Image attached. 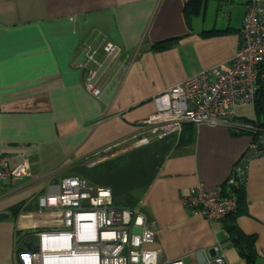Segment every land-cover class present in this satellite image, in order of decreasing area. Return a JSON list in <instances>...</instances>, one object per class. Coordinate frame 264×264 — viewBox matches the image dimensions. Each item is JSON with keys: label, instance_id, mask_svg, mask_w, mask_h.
I'll return each instance as SVG.
<instances>
[{"label": "crops", "instance_id": "0c3cea01", "mask_svg": "<svg viewBox=\"0 0 264 264\" xmlns=\"http://www.w3.org/2000/svg\"><path fill=\"white\" fill-rule=\"evenodd\" d=\"M247 1L0 0V155L30 163V175L0 184V264H30L35 233L62 226L58 211L39 213L38 198L68 176L110 188L119 207L139 206L158 231L147 247L163 260L264 264V154L249 164L236 214L210 222L181 202L199 182L225 184L251 135L188 122L136 138L170 88L234 56ZM104 39L123 52L105 61L100 51L94 96L75 63ZM238 119L264 124V104L259 115L240 107ZM231 227L250 240L235 241Z\"/></svg>", "mask_w": 264, "mask_h": 264}, {"label": "built area", "instance_id": "2783aa9c", "mask_svg": "<svg viewBox=\"0 0 264 264\" xmlns=\"http://www.w3.org/2000/svg\"><path fill=\"white\" fill-rule=\"evenodd\" d=\"M245 7L234 56L170 88L162 108L141 122L144 128L136 136L138 144L180 132L188 122L259 133L256 124L238 119V109L254 105L264 82V0H248ZM100 51L105 61H114L123 49L104 39L98 46L87 45L84 58L75 63L86 72L85 87L94 96L100 94L98 80L106 63L99 58ZM263 154L264 134H258L257 139L252 136L225 184L207 189L199 182L181 197V202L192 214L210 222L237 212L238 196L233 190L225 192L224 185H246L250 162ZM21 158L14 163L13 156L0 155V184L30 175L27 154L22 153ZM38 206L39 213L58 211L62 226L35 233L37 241L30 248V264H183L181 260H163L161 248L147 247L156 239L155 222L139 206H117L110 188L68 176L62 179L58 193L40 195ZM211 262L224 264V255Z\"/></svg>", "mask_w": 264, "mask_h": 264}, {"label": "trees", "instance_id": "16d2710c", "mask_svg": "<svg viewBox=\"0 0 264 264\" xmlns=\"http://www.w3.org/2000/svg\"><path fill=\"white\" fill-rule=\"evenodd\" d=\"M263 104H264V82H261V85L257 91V94H256V98H255V103H254V106L256 107V110H257V113L258 115L261 113V111H263ZM251 123H254L256 124L259 128H260V131L259 133H256L254 135V133L252 132H249V131H243V133H246V134H249V135H252L255 137V139L258 138V134H264V124L259 120H254V121H250ZM225 186V185H224ZM244 186V185H242ZM231 187V189L237 194L238 196V202H239V206H238V210L237 212H239V209H240V201H241V196H240V191H241V187ZM237 212L229 215V216H232L234 214H236ZM229 216H227L226 218H228ZM230 232L232 234H235L236 233V236H234V240L237 241V242H240V240H250V237L249 236H245L239 229H237L236 227L233 228L231 227L230 228ZM247 256L252 259L253 257V252H251V250L249 249V251L246 253Z\"/></svg>", "mask_w": 264, "mask_h": 264}, {"label": "water", "instance_id": "95a60500", "mask_svg": "<svg viewBox=\"0 0 264 264\" xmlns=\"http://www.w3.org/2000/svg\"><path fill=\"white\" fill-rule=\"evenodd\" d=\"M4 216H5V214H0V218L4 217ZM29 248H31V246H29Z\"/></svg>", "mask_w": 264, "mask_h": 264}, {"label": "rangeland", "instance_id": "374dc122", "mask_svg": "<svg viewBox=\"0 0 264 264\" xmlns=\"http://www.w3.org/2000/svg\"><path fill=\"white\" fill-rule=\"evenodd\" d=\"M136 231H139L138 229H136Z\"/></svg>", "mask_w": 264, "mask_h": 264}]
</instances>
